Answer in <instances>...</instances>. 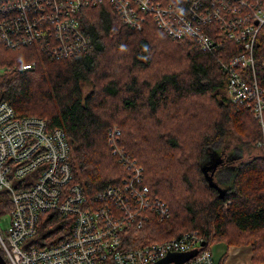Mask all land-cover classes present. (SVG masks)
<instances>
[{
    "label": "trees",
    "instance_id": "trees-1",
    "mask_svg": "<svg viewBox=\"0 0 264 264\" xmlns=\"http://www.w3.org/2000/svg\"><path fill=\"white\" fill-rule=\"evenodd\" d=\"M159 1L185 8L189 0ZM78 16L91 39L86 52L52 59L36 48L0 51V102L19 117L45 119L49 130L63 129L71 183L88 197L121 185L127 176V168L106 149L108 126L120 127L122 151L142 166L150 196L170 211L168 219L153 216L131 228L126 248L198 231L204 248L250 245L253 260L264 262V158L241 163L223 198L201 170L202 157L216 141L237 137L254 147L260 138L251 110L225 95L221 62L241 47L223 40L212 53L188 37L172 39L153 24L129 29L106 3L83 8ZM253 57L254 76L264 90V29ZM32 61V70L20 69ZM226 165L224 159L219 167ZM10 209L7 193L0 191V217ZM40 221L32 244L47 247L69 237V218L42 213ZM0 254L6 260L1 248Z\"/></svg>",
    "mask_w": 264,
    "mask_h": 264
},
{
    "label": "built area",
    "instance_id": "built-area-1",
    "mask_svg": "<svg viewBox=\"0 0 264 264\" xmlns=\"http://www.w3.org/2000/svg\"><path fill=\"white\" fill-rule=\"evenodd\" d=\"M62 7L65 0H57ZM104 0H86L80 6L95 7ZM133 3L141 9L152 14L151 4L155 0H142ZM190 10L195 7L201 14L209 18L202 25L200 32L209 36L198 47L201 51L214 53L223 40H231L237 43L242 50L249 52L255 46L251 39L243 37L244 34L257 33L264 26V8L258 7L261 0H253V3L241 12L239 0H190ZM36 11L45 21H53L54 12L42 3L33 1ZM0 5L6 8L10 16H19L22 20L35 23V19L24 9L16 4V0H0ZM79 8V9H80ZM77 9L75 14L79 11ZM196 11V12H197ZM196 12L193 13L195 19ZM244 17L242 28H237L239 18ZM124 26L131 20L122 18ZM10 25L9 20L0 21V34L4 33ZM143 24L138 21L133 27L139 30ZM158 29L165 32L172 39L188 37L195 41L191 32L190 19H179L172 13H167L160 18ZM227 29L229 32L224 39L215 38L213 34L218 29ZM72 35L73 38L83 40L82 47L90 48V40L79 27L75 15L67 22L61 24L53 33L55 41L47 43L56 45L55 51L62 50V43L58 39ZM251 37V36H250ZM257 46V45H256ZM81 47V48H82ZM4 44L0 43V49ZM43 52L46 53L45 49ZM47 54V53H46ZM49 56V55H48ZM232 59L238 60L239 54ZM249 65H246V68ZM241 69L242 79L235 88L227 92V99L232 103H244L256 112V120L261 127V138L255 146L258 156L264 158V95L262 90L248 87V83L258 85L255 78L245 76V68L233 67L223 69L227 75L233 70ZM1 106V103H0ZM0 114L11 118L12 113L0 110ZM36 123L43 127L39 135V143L29 154L14 143L23 134H31ZM58 129L49 130L40 117L23 116L16 120H0V191L7 193L11 201V209L8 212L9 225L3 230L0 226V248L9 264H153L164 258L174 249L180 252L197 249L199 254L182 264H214L210 255V249L200 246L204 240L198 231H191L177 238L180 241L178 247H173L169 239L160 242H146L134 248H126L125 234L133 227L141 228L145 221L154 216L149 213V187L143 182V175L137 179V188L129 195H124L114 187L107 190L106 197L91 199L81 190L75 192V198H61L51 195L48 200L47 189L44 185V168H48L50 176L58 173V166L68 164V146L57 140ZM109 137L118 143L120 135L115 137V132L109 131ZM26 156L24 159L21 157ZM119 162L126 168L137 167L127 155L121 153ZM138 171V168H134ZM62 180H70L61 176ZM89 207L90 213L83 215L82 208ZM42 213H56L66 217L73 214L70 220L72 235L60 243L47 247H39L32 244L38 235V224ZM169 212L156 216L159 221L169 218ZM98 231H101L98 233ZM176 252V251H174ZM173 264V263H169Z\"/></svg>",
    "mask_w": 264,
    "mask_h": 264
},
{
    "label": "bare ground",
    "instance_id": "bare-ground-1",
    "mask_svg": "<svg viewBox=\"0 0 264 264\" xmlns=\"http://www.w3.org/2000/svg\"><path fill=\"white\" fill-rule=\"evenodd\" d=\"M33 1L40 2L44 6H46L48 9L53 10L54 12L53 21L49 22V21L43 20L38 14V12L36 11ZM85 1L86 0H65L64 5L60 7L58 6L57 0H16V4L20 6L22 9H24L29 15H31L35 19V23L24 21L19 16L17 17L10 16L13 13H10V12L6 13V8L0 5V21L4 23L6 20L7 21L9 20L10 22V25L7 27L4 33L0 34V43L4 44V48L0 49V51L6 50V49L7 50H18V49L30 47V48H36V50L39 53H43L44 55H49V57H51L52 59L67 58V57H71V56L86 52L88 48L82 47L83 40L81 38H73L72 35H68V36L58 39L59 43L63 44V47H61L62 50L58 52L55 51L56 46H53V45H48L45 48L47 43L55 41L53 37V33L57 30V28L61 24L69 21L74 15L80 27V22L78 19L79 17L78 15L80 11L83 8H92L90 6H84L80 8L81 4ZM126 1L140 2L142 0H126ZM190 2L191 1L189 0L187 6L185 8H181L169 2L161 3L159 0H155V2L151 4L153 15L144 12L140 6L133 4V3H122L117 0H104L102 4L106 3L110 5L118 13L121 19L126 18V19L131 20L129 24L125 25L129 29H134L133 27L137 24L138 21H140L143 24V27L147 25L148 23L153 24L157 27L160 24L161 16L167 13H172L179 19L189 18L191 32L193 33V36L195 38V41L193 39L191 40H193V43L198 48L202 41H206L209 39V36L202 34L200 32V30L203 28L202 27L203 23H205V21H207L209 17L197 11L198 9L196 7L190 10L189 8ZM252 3H253V0H239V4H240L239 7H240L241 12L246 11V9ZM98 6H95V7H98ZM258 7L260 9L264 8V0H261ZM77 9H79V11L75 14V11ZM194 12H196L197 16H195V19H191V18H194V15H193ZM243 24H244V17L241 16L237 22V28L239 29L242 28ZM262 29H264V26L261 28V30ZM261 30L258 31L257 33H250L251 37L248 34H244L243 37H245L246 39L247 38L251 39L254 42L255 46L249 52L242 50V52L239 53L238 60L231 59V61H229L227 64H224V65L221 64L222 68L225 70L233 68V67L245 68V70H249L251 72L250 76L255 78L253 52L256 47L257 37L259 33L261 32ZM228 32L229 31L227 29L221 28V29H218L213 34V36L215 38L224 39V37L227 35ZM87 37L90 40V46H91V39L89 36ZM44 49L47 54L43 52ZM246 65H249V67L246 68ZM33 68H34L33 62L23 64L20 67L21 70H32ZM242 77H243V72L241 69H237V70H233L229 72V74L227 75L228 89L231 90L232 88H235L238 82L242 79ZM248 87L262 90L263 91L262 94L264 95V90L259 85L254 84V83H248ZM0 103H1V106H0L1 111L12 113L14 115L11 118H6L0 114V120L6 119L8 121H12V120H16L20 118L19 116L16 115L12 107L7 102L1 101ZM239 104H243L247 106L244 103H239ZM247 107L249 108V106ZM252 113L255 119H257L256 112L253 111ZM40 119L42 120L44 124H47L45 119L41 117ZM258 125L260 127L259 122H258ZM62 130L58 129L57 140L61 144L67 145L65 136L63 134L64 132ZM43 131H44L43 127L40 124L36 123L35 127L31 131V134H23L18 139V141L13 144V146L18 147L24 150L26 154H29L33 151V149H35V147L39 143V135ZM260 138H261V131H260ZM113 147L114 146L111 147L112 151H113ZM68 156H69V149H68ZM25 157L26 156H23L21 158L24 159ZM134 168H138V171L135 170ZM134 168L133 167L130 168L128 172V176L123 179L121 185H118V186L110 185V186H107L106 188L111 189L114 187L117 191L121 192L124 195H129L130 193L134 192L137 188V179L142 176V168L140 166L139 167L137 166ZM44 169H45L44 175L46 178L44 180V185L47 189V194H48L46 200H48V198L51 195L61 198L62 193L66 195V198L74 199L75 192H79L82 190V188L78 184L71 183L72 173H71V168H70L69 163L59 165L58 170H57L58 173L56 172V175L53 177L49 175L48 168L45 167ZM61 176H65L69 178L70 180L63 181ZM107 195H108L107 190L102 189L92 194L91 199L93 200V199H96L97 197L102 199V197H106ZM148 204H149V213H153L155 217L164 212L170 213L168 206L162 200H160L157 197H152L150 196V194H149ZM82 211H83V215H88L90 213V208L84 206L82 208ZM72 217H73V214L69 213L68 216L63 217V218H69L71 220ZM148 221L149 220L145 221V223H147ZM69 232H70L69 233V237H70L72 235V232L71 231ZM100 232L101 231H98V233ZM187 233L188 232L184 234H187ZM179 237L169 238V243L171 244V246L178 247L180 245V241L177 239ZM166 240H163V241H166ZM174 251H176L177 253L180 252V250H176V249H174ZM174 251L169 252V253H175ZM191 251H197V250L194 249ZM185 252H188V251H185ZM198 254H199V251H197V254L195 256H197Z\"/></svg>",
    "mask_w": 264,
    "mask_h": 264
},
{
    "label": "rangeland",
    "instance_id": "rangeland-1",
    "mask_svg": "<svg viewBox=\"0 0 264 264\" xmlns=\"http://www.w3.org/2000/svg\"><path fill=\"white\" fill-rule=\"evenodd\" d=\"M256 45H257V43H256ZM53 46H56V45H53ZM27 48H30V47H27ZM89 49L90 48H88V50ZM4 51L8 52L7 49ZM26 53H27V51H26ZM33 55H35V54H33ZM229 61H231V60H229ZM229 61L221 62V64H223V65L227 64ZM32 62H34V61H32ZM228 91H229L228 79L226 77V83H225V95H226V97H227ZM214 93L217 94L218 92L215 91ZM252 115H253V113H252ZM253 117H254V115H253ZM254 119H255V117H254ZM257 123H258V121H257ZM259 128L261 131V127H259ZM109 131L115 132V137H116V136L120 135L121 129L117 124L113 123L110 126H108L107 131H106V144H107L106 149H108V151L110 150V153H111L110 155H113V157L117 158V160L119 162L118 157L121 156V153L124 155H127V154L124 151H122V149L120 147V143H119L120 137H119L118 143L115 142L112 138L109 137V135H108ZM259 140H260V138L254 144V147L242 143V141L237 137H229V138H226L225 140L216 141L205 152L204 156L202 157V164L203 165H211V164H214L215 161L218 159H221V160L225 159V162L227 165L217 168V170L215 172V176H214V181L217 182V184L219 186L225 188L226 191L230 192L231 191L230 181L232 179V175L239 168L240 164L248 162L249 160L253 159L256 156L258 157V153L255 150V146ZM112 146H114L113 151H111V149H110ZM94 151H95V149H91L90 155ZM113 157L110 156L111 159H114ZM135 163H136V166H138V167L140 166L142 168V166L139 165L136 161H135ZM127 170H128L127 171V176H128V172H129L130 168L128 167ZM142 175H143V169H142ZM9 222H10L9 216L0 217V226L3 230H5L8 227ZM211 255H212V253H211Z\"/></svg>",
    "mask_w": 264,
    "mask_h": 264
},
{
    "label": "crops",
    "instance_id": "crops-1",
    "mask_svg": "<svg viewBox=\"0 0 264 264\" xmlns=\"http://www.w3.org/2000/svg\"><path fill=\"white\" fill-rule=\"evenodd\" d=\"M214 264H264L253 260V250L250 245H227L216 243L209 247Z\"/></svg>",
    "mask_w": 264,
    "mask_h": 264
},
{
    "label": "water",
    "instance_id": "water-1",
    "mask_svg": "<svg viewBox=\"0 0 264 264\" xmlns=\"http://www.w3.org/2000/svg\"><path fill=\"white\" fill-rule=\"evenodd\" d=\"M221 162V159H218L215 161L214 164L211 165H204L201 170L204 174V178L206 182L208 183L209 187L215 188L218 191V195L220 198H223L224 194L226 193V189L219 186L214 180H213V174L217 170L219 164ZM205 242H202L200 246H204ZM197 250V249H195ZM198 251V250H197ZM197 251H188V252H175V253H168L164 258L161 260L153 263V264H182L191 258H193ZM0 264H7L4 257L0 254Z\"/></svg>",
    "mask_w": 264,
    "mask_h": 264
},
{
    "label": "flooded vegetation",
    "instance_id": "flooded-vegetation-1",
    "mask_svg": "<svg viewBox=\"0 0 264 264\" xmlns=\"http://www.w3.org/2000/svg\"><path fill=\"white\" fill-rule=\"evenodd\" d=\"M223 160H221V162H222Z\"/></svg>",
    "mask_w": 264,
    "mask_h": 264
}]
</instances>
